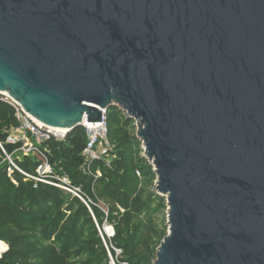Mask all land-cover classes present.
Wrapping results in <instances>:
<instances>
[{
  "label": "water",
  "instance_id": "95a60500",
  "mask_svg": "<svg viewBox=\"0 0 264 264\" xmlns=\"http://www.w3.org/2000/svg\"><path fill=\"white\" fill-rule=\"evenodd\" d=\"M0 92L70 133L135 122L155 264H264V0H0Z\"/></svg>",
  "mask_w": 264,
  "mask_h": 264
},
{
  "label": "trees",
  "instance_id": "16d2710c",
  "mask_svg": "<svg viewBox=\"0 0 264 264\" xmlns=\"http://www.w3.org/2000/svg\"><path fill=\"white\" fill-rule=\"evenodd\" d=\"M134 124L117 107L107 111L108 138L114 145L111 154L116 155V160L112 162L111 169L104 162L106 159L91 166L93 173L100 168L106 176L103 188H98V195H94L91 190L92 176L85 174L82 169L85 165L83 152L88 144L85 128L74 130L63 142L53 140L44 144L45 150L51 152L52 165L57 169L63 168L73 185L82 189L83 198L91 200V204L49 184H39L36 188L33 182L26 181L17 171L10 175L11 166L5 163L0 147V241L10 247L0 259V264H51L54 257L61 253V264L66 262V257L69 256V259L79 254L80 257L87 255L93 264H109L108 254L117 259L116 249L122 250L126 257L115 260L116 264H153L161 246L162 234L149 218L150 210L155 202L161 203L166 199L157 191L145 202L140 198V193L148 184L143 183L142 175L144 179L150 180H156L157 176L154 167L142 156V143L135 134H129L135 129ZM10 125L18 126L15 110L8 103L0 101V142L7 151L13 149L5 143L7 135L4 131ZM19 166L33 174L39 164L27 159ZM96 201L115 202L127 211L128 216L118 226L119 234L114 227L115 237L111 241L103 233L104 224L105 221L110 224L115 220L118 210L112 207L107 217L95 206ZM140 214L148 218V223L131 226L141 218ZM68 215L71 218L67 220ZM87 232L92 236L90 240H84ZM53 233H58L57 239L61 242L46 245L48 243L43 240L45 235ZM119 236L125 248H113L111 243L116 242ZM93 249L102 254H91ZM52 252L53 255H50Z\"/></svg>",
  "mask_w": 264,
  "mask_h": 264
},
{
  "label": "rangeland",
  "instance_id": "374dc122",
  "mask_svg": "<svg viewBox=\"0 0 264 264\" xmlns=\"http://www.w3.org/2000/svg\"><path fill=\"white\" fill-rule=\"evenodd\" d=\"M15 117H16V112H15ZM16 119L18 121L17 117H16ZM18 125H19V122H18ZM133 128H135V129L133 131H130L129 134H135L137 136L136 124H134ZM4 132L7 135L6 142H5L6 145L13 148L12 151L11 150L7 151L4 148L3 143L0 142L2 145L0 147H1V150L3 153V156L5 157V163H9L11 166L9 169L10 175L14 171H17L25 177L26 181L33 182L35 184L36 188L39 186V184H45V185L49 184V186L52 185L55 187L61 186V188L60 187H58V188L62 189L64 192L72 195L73 197L76 196V195H74L75 193H71L70 191L65 189V188H69V189L74 191V189L76 187L73 185V181L71 180L70 176H68L64 172L63 168L57 169L54 165H52L51 157H50L51 152L49 150H45L44 144L40 147L39 143L36 142L34 139H32L30 136H28L27 139H25V137H24V139H22L20 132H19L16 125H10V126L6 127ZM10 137L16 138V141H14L15 143H9ZM142 156L145 157L143 144H142ZM27 159L35 160L36 164H39V166L37 167V169L35 170V172L33 174L26 172L22 167L19 166V163H22ZM114 160H116V155L111 154L104 161L107 164V166L109 167V169H111L112 162ZM41 166H43V169H40ZM82 169H83V172L85 174L92 176L93 186L91 187V190H92V193L94 195H98V188L102 189L104 186V179L106 178L104 172L100 168H97L96 172H94V173L92 171V168L87 169V168H85V166H83ZM141 178L143 179L142 180L143 183L148 182L147 186L145 188H143L144 191H142L140 193L141 194L140 198L142 199L143 202H145L146 200H148V197H150L151 194L156 191L155 188H156L157 179L156 180L144 179L143 175ZM46 182H49V183H46ZM77 189H80V188H77ZM80 190L82 192V189H80ZM86 203L91 204L92 201L89 199L88 200L86 199ZM95 206L99 207L107 217H108L110 209L112 207L115 208L114 210L119 211V212L118 211L115 212L116 219L111 222L112 224L107 223V221H105V224H104L103 233L104 234L106 233L107 236L109 237V240L111 241L115 237L114 227L117 228V232L119 234L118 226H120L119 224L125 218V216L126 217L128 216L127 211L124 210L123 208H121L115 202H112V203L106 202L105 203L102 201H96ZM155 210H157V212L153 213ZM168 210L169 209H168V205H167V200L163 201L161 203L155 202L153 205V208L150 210L151 214H150L149 218H151L154 221L155 229L162 234L160 244L164 241V239L169 234ZM139 216L141 218L138 221H135L133 223V225H131V226L142 225L144 223H148V218L145 215L140 214ZM69 218H71V217L68 215L67 220ZM70 227H71V225L69 226V228ZM62 230H65V229H62ZM103 233L100 232V236H102L101 234H103ZM45 236L46 237L43 240H46V243H48L46 245L57 244V243L61 242V241H58V239H57L58 233H53V234H49V235H45ZM91 238H92L91 234L87 232L85 234L84 240H90ZM3 243L6 245V250L4 253H7L10 250V247L7 243H5V242H3ZM111 244H112L113 248H117V246H121V247L125 248V243H124V241L121 240L120 236L116 242H114V243L112 242ZM93 250H92L91 254L94 252H97L96 254H102V252L99 250H94V251ZM116 252H117V259L121 260L122 258H126L125 255H123L122 250L116 249ZM88 253L90 254L89 251H88ZM3 254L0 255V259H2ZM50 255H53V252L50 253ZM108 255H109V264H113V261L115 262V260H117V259L113 258L110 253ZM68 257H66V262L64 264H82V263L93 264L92 262H90L91 258H89L87 255L80 257V254H79L78 256L75 255L69 259H68ZM60 258L62 260L63 253H61V255H59L57 257H54V259L51 261V264H61ZM155 261H156V259L153 261V264H155ZM31 262L34 263L35 261H31ZM115 264H116V262H115Z\"/></svg>",
  "mask_w": 264,
  "mask_h": 264
},
{
  "label": "built area",
  "instance_id": "2783aa9c",
  "mask_svg": "<svg viewBox=\"0 0 264 264\" xmlns=\"http://www.w3.org/2000/svg\"><path fill=\"white\" fill-rule=\"evenodd\" d=\"M0 101L8 103L15 109L16 117L19 122L17 128L22 139H24V137L27 139L28 136H30L38 142L41 147L43 144L53 140L56 142H63L70 133L67 129L51 127L38 122L26 113L22 107L8 95V93L0 92ZM83 128H85L88 137V144L83 152L85 158L84 166L87 169H91V166L94 163L105 160L114 150V146L108 138L107 112L103 111L102 123H97L94 126V124H89L84 121ZM14 141H16V138H9V143H15ZM0 146H2L1 143ZM40 169H43V166H41ZM138 176H141L139 172ZM58 187L61 188V186ZM65 189L71 193H75L74 195L86 203L80 189L75 188L74 191L69 188Z\"/></svg>",
  "mask_w": 264,
  "mask_h": 264
},
{
  "label": "bare ground",
  "instance_id": "6f19581e",
  "mask_svg": "<svg viewBox=\"0 0 264 264\" xmlns=\"http://www.w3.org/2000/svg\"><path fill=\"white\" fill-rule=\"evenodd\" d=\"M5 250H6V245L0 241V255H2L5 252Z\"/></svg>",
  "mask_w": 264,
  "mask_h": 264
}]
</instances>
